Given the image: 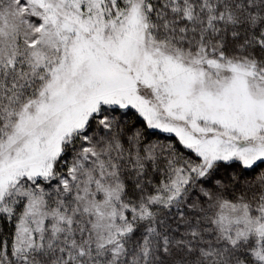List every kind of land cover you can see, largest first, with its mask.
Returning <instances> with one entry per match:
<instances>
[{"label":"snow or ice","instance_id":"obj_1","mask_svg":"<svg viewBox=\"0 0 264 264\" xmlns=\"http://www.w3.org/2000/svg\"><path fill=\"white\" fill-rule=\"evenodd\" d=\"M0 264H264V0H0Z\"/></svg>","mask_w":264,"mask_h":264}]
</instances>
